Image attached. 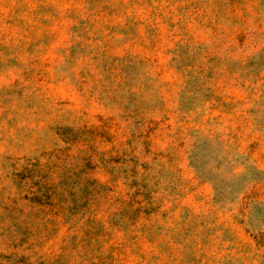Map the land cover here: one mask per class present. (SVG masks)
<instances>
[{
	"label": "rangeland",
	"instance_id": "1",
	"mask_svg": "<svg viewBox=\"0 0 264 264\" xmlns=\"http://www.w3.org/2000/svg\"><path fill=\"white\" fill-rule=\"evenodd\" d=\"M0 264H264V0H0Z\"/></svg>",
	"mask_w": 264,
	"mask_h": 264
}]
</instances>
